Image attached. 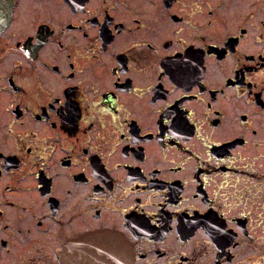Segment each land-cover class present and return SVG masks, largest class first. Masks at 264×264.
<instances>
[{
  "label": "flooded vegetation",
  "instance_id": "1",
  "mask_svg": "<svg viewBox=\"0 0 264 264\" xmlns=\"http://www.w3.org/2000/svg\"><path fill=\"white\" fill-rule=\"evenodd\" d=\"M171 54L195 83L160 74ZM92 236L114 264H264V0H12L0 264Z\"/></svg>",
  "mask_w": 264,
  "mask_h": 264
},
{
  "label": "snow or ice",
  "instance_id": "2",
  "mask_svg": "<svg viewBox=\"0 0 264 264\" xmlns=\"http://www.w3.org/2000/svg\"><path fill=\"white\" fill-rule=\"evenodd\" d=\"M171 55L172 59L161 68L160 74L166 73L177 84H184L189 80V78H191V83H195L196 68L192 64V62L185 61L183 57H176L174 54ZM64 95L66 99H57L56 103L57 105H63V110L67 113L64 118L67 121L71 122L75 119L73 112L76 109V105L74 104L70 93H65ZM177 99L179 98L177 97ZM165 107L167 108V105ZM169 111H165L163 113V116L167 117L169 115ZM186 115V111H176L175 120L172 122V126L177 128V130L191 131V129L189 128V122L185 119Z\"/></svg>",
  "mask_w": 264,
  "mask_h": 264
},
{
  "label": "water",
  "instance_id": "3",
  "mask_svg": "<svg viewBox=\"0 0 264 264\" xmlns=\"http://www.w3.org/2000/svg\"><path fill=\"white\" fill-rule=\"evenodd\" d=\"M11 8H12V0H0V31L6 26V24L9 21L10 14H11ZM103 237H97V236H92L89 237L87 242V245H74L73 249L74 250H80L82 251L79 254H73L72 255V264H114L113 262V255L111 253H107L103 251L100 239ZM86 242V240H85ZM122 245V244H121ZM120 257V263L124 264H130L125 263L127 262L126 259L129 257V255L125 251H121L116 253ZM99 258H104V261L99 260L97 263L96 257ZM70 258V256H67ZM111 257V259H109ZM93 258V260L91 259ZM66 255H63V263L68 264V261H65Z\"/></svg>",
  "mask_w": 264,
  "mask_h": 264
}]
</instances>
